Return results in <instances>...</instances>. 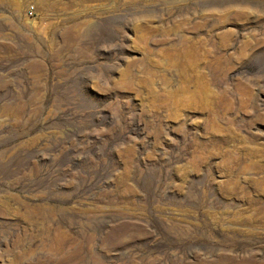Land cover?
I'll list each match as a JSON object with an SVG mask.
<instances>
[{
  "label": "rangeland",
  "instance_id": "obj_1",
  "mask_svg": "<svg viewBox=\"0 0 264 264\" xmlns=\"http://www.w3.org/2000/svg\"><path fill=\"white\" fill-rule=\"evenodd\" d=\"M0 264H264V0H0Z\"/></svg>",
  "mask_w": 264,
  "mask_h": 264
},
{
  "label": "built area",
  "instance_id": "obj_2",
  "mask_svg": "<svg viewBox=\"0 0 264 264\" xmlns=\"http://www.w3.org/2000/svg\"><path fill=\"white\" fill-rule=\"evenodd\" d=\"M33 8H34L33 6H30V8H29V9H30V12H32V11H33Z\"/></svg>",
  "mask_w": 264,
  "mask_h": 264
},
{
  "label": "bare ground",
  "instance_id": "obj_3",
  "mask_svg": "<svg viewBox=\"0 0 264 264\" xmlns=\"http://www.w3.org/2000/svg\"><path fill=\"white\" fill-rule=\"evenodd\" d=\"M74 30V29H73Z\"/></svg>",
  "mask_w": 264,
  "mask_h": 264
}]
</instances>
